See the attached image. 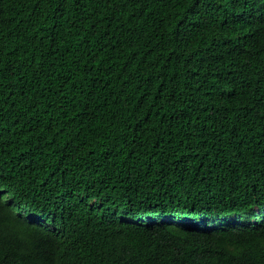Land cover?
Segmentation results:
<instances>
[{"label": "trees", "instance_id": "16d2710c", "mask_svg": "<svg viewBox=\"0 0 264 264\" xmlns=\"http://www.w3.org/2000/svg\"><path fill=\"white\" fill-rule=\"evenodd\" d=\"M0 264H264V0H0Z\"/></svg>", "mask_w": 264, "mask_h": 264}]
</instances>
